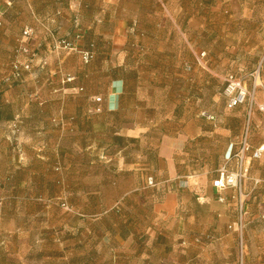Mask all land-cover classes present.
Here are the masks:
<instances>
[{"label": "crops", "instance_id": "obj_1", "mask_svg": "<svg viewBox=\"0 0 264 264\" xmlns=\"http://www.w3.org/2000/svg\"><path fill=\"white\" fill-rule=\"evenodd\" d=\"M164 1L167 5L171 2L0 0L1 79L8 75L10 64L17 60L14 49L21 31L25 27L34 31L28 41L33 51L30 70L23 71L20 83L0 90V127L18 128L32 114L47 110V104L40 99L53 92L82 93L91 98L99 95L105 110L114 114L124 111L126 106L130 110L139 109L142 105L139 94L145 79L153 82L160 78L168 79L169 93L173 98L184 94L188 108L182 114L175 113L172 119L169 117L168 124L174 125L172 129L160 135L157 143L148 147L143 152L145 155L142 154V157L152 158L148 165L155 177L154 188L164 190L162 198L154 202V210L158 213L159 223L164 228L168 224L170 236L175 241L167 264H189L197 258L203 260L202 264H236L232 251L239 233L235 229L237 220H234L237 208L231 198L234 191L231 188L216 189L214 180L218 173L209 184L206 182H209L208 176L218 170L216 167L225 163L230 145L236 144L241 137L248 110L246 104L233 109L225 107L223 90L226 75L246 76L244 82L249 89L253 83L256 84L248 141L251 147L264 144V112L259 110V106L264 104V59L258 60L257 56L258 46L264 45V40L256 37H213L209 33L210 19L205 15L194 18L184 8V14L189 15H185L188 27L183 25L186 32L191 31L192 23L197 22L202 36L199 40L186 37L183 43L172 36L173 17L169 11L168 16L162 13ZM235 2L238 5L237 17L241 22L245 21L243 2ZM199 3L201 13H208V0H200ZM222 5V1L215 0L211 10L218 13ZM248 5L251 26L264 28V16L262 19L257 17L260 9L264 13V0H249ZM177 6H185V1L178 0ZM256 7L259 9L254 10ZM47 28L75 41L78 50H51ZM218 29L223 31L224 19L220 20ZM80 30L83 37L76 40L75 35ZM90 44L94 45V57L89 63H84L81 51L88 49ZM244 45L246 47L241 48ZM181 48L185 50L184 55ZM66 75L73 77L72 80L61 84V77ZM219 97L224 98V108L215 111L223 115L207 105L209 99L217 100ZM174 109H178L176 104ZM199 110L214 114L215 121L201 117ZM142 121L138 119L124 124L121 133H116L121 136L119 139L122 140V136L139 138L142 131L137 127L144 125ZM240 124L236 130V125ZM213 149L217 150L218 156L211 160L208 155ZM259 160L264 161V154L260 159L249 162L242 184L244 227L255 218L264 222V211L252 214L246 204L247 196L260 186L261 179L253 172L254 162ZM219 197H224V201H219ZM210 236L221 258L215 263L209 261V250L204 249L202 242H197ZM258 245L256 249L264 253V241H259ZM246 264L254 263L247 260Z\"/></svg>", "mask_w": 264, "mask_h": 264}, {"label": "rangeland", "instance_id": "obj_2", "mask_svg": "<svg viewBox=\"0 0 264 264\" xmlns=\"http://www.w3.org/2000/svg\"><path fill=\"white\" fill-rule=\"evenodd\" d=\"M170 1L169 5L164 1L161 10L167 16L170 12L172 36L183 43L186 37L199 40L202 36L197 22L186 32L183 25L188 27L185 15H189L184 14V8L194 18L205 15L210 19L213 37L264 40V28L254 29L248 21L249 0H241L245 8L242 22L235 0H220L224 5L218 13L211 10L215 0H208L206 14L198 8L200 0H184L181 7L178 0ZM260 11L257 17L262 19ZM221 19L223 31L218 29ZM92 49L94 57V45ZM14 52L20 62L31 60V55H18L16 48ZM257 56L264 59V45L258 46ZM8 75L0 78V90L23 79L6 81ZM174 98L166 78L155 82L146 78L139 94L141 108L130 110L126 106L116 114L105 110L103 100L98 103L82 93L53 92L40 99L47 110L32 114L18 128L1 126L0 264H167L175 241L168 224L164 228L154 210V202L162 198L164 190L154 188L155 177L148 165L152 158L142 154L172 129L169 119L188 108L184 94ZM175 104L177 110H173ZM207 105L214 111L223 110L224 98H211ZM138 119L144 122L137 127L142 131L139 138L119 139L116 133H121L123 125ZM236 126L238 130L241 124ZM216 156V149L208 155L211 160ZM253 170L261 182L247 196L246 204L249 212L258 214L264 211V161L254 162ZM234 214L236 221L237 212ZM263 233L264 222L257 218L243 227L232 251L236 264H246L247 260L264 263V253L256 249L258 242L264 241ZM213 240L210 236L197 242L203 243L211 255L209 261L215 263L221 258ZM197 259L191 263L202 264L203 260Z\"/></svg>", "mask_w": 264, "mask_h": 264}, {"label": "built area", "instance_id": "obj_3", "mask_svg": "<svg viewBox=\"0 0 264 264\" xmlns=\"http://www.w3.org/2000/svg\"><path fill=\"white\" fill-rule=\"evenodd\" d=\"M78 27V22H76ZM48 36L50 38L51 49L54 51L67 50V51H77L78 46L73 40H69L65 37L57 35L51 29H46ZM34 35V31L31 27H25L21 36L18 39V44L16 47V52L18 55L27 56L32 55L33 51L27 41H29ZM81 33L78 32L75 35V39H80ZM93 45L87 50L81 51V59L84 63H89L93 58ZM30 59H26L24 62L19 60H14L11 63V72L5 77L6 81L12 79H19L21 76V69L30 70ZM258 69L256 70L257 74ZM73 77L70 75L64 76L62 82H69ZM246 76L237 77L234 74H228L224 77L225 87L223 90V95L225 97V107L227 109H233L239 105L246 104L248 106L244 128L241 137L236 144H231L229 151L225 156V163L219 168L218 176L214 180V185L218 191H222L225 188L233 189V195L231 198L235 200V205L237 208V222L236 231L241 234L244 227V201H243V188L242 184L247 176L248 164L251 160H258L264 154V144H260L257 147H251L248 141L249 132V120L250 111L254 103V90L256 84L253 83L251 89L245 85ZM263 86V85H261ZM264 87V86H263ZM95 102H102V97H94ZM99 110V109H98ZM259 110L264 112V104L259 106ZM200 116L209 120L215 121V115L207 111H200ZM231 164V165H230ZM151 179L149 183L151 184ZM219 201H224V197H219Z\"/></svg>", "mask_w": 264, "mask_h": 264}, {"label": "trees", "instance_id": "obj_4", "mask_svg": "<svg viewBox=\"0 0 264 264\" xmlns=\"http://www.w3.org/2000/svg\"><path fill=\"white\" fill-rule=\"evenodd\" d=\"M89 48H90V46H89ZM89 48H88V49H89ZM86 50H87V49H86ZM23 71H27V70L21 69V76H23V73H24ZM12 80H15V79H12Z\"/></svg>", "mask_w": 264, "mask_h": 264}]
</instances>
